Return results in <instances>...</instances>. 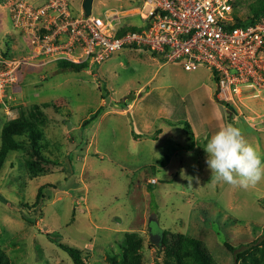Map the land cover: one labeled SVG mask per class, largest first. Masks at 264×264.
Listing matches in <instances>:
<instances>
[{"label": "rangeland", "instance_id": "1", "mask_svg": "<svg viewBox=\"0 0 264 264\" xmlns=\"http://www.w3.org/2000/svg\"><path fill=\"white\" fill-rule=\"evenodd\" d=\"M21 1L0 0V144L5 122L25 115L37 121L44 155L57 165L31 178L20 149L0 170V249L10 264H72L46 234L78 249L86 264L119 260L136 234L140 264L163 263L150 233L199 240L215 264L233 263L226 244L239 251L254 246L237 264H262L264 181L247 189L212 183L204 147L231 123L264 160V102L247 99L251 118L232 114L215 97L213 72L204 66L186 72L144 49L124 48L80 72L60 71L58 61L33 58L34 40L44 32L15 26ZM254 1L236 0L240 19ZM68 2L73 14L82 11L83 0ZM139 5L93 0L91 11L123 27L135 25L130 16ZM192 176L199 183L189 187L184 177ZM41 187L44 197L34 206Z\"/></svg>", "mask_w": 264, "mask_h": 264}, {"label": "built area", "instance_id": "2", "mask_svg": "<svg viewBox=\"0 0 264 264\" xmlns=\"http://www.w3.org/2000/svg\"><path fill=\"white\" fill-rule=\"evenodd\" d=\"M234 1L139 0L130 16L139 29L122 35L120 19L94 17L92 11L86 17L83 10L75 15L68 0H44L39 5L23 0L14 23L25 32H44L42 39L34 40L35 60L90 67L124 48H136L166 63H179L186 72L204 66L215 74L217 101L232 114L248 117L245 109L254 111L247 99L264 102V18L236 26Z\"/></svg>", "mask_w": 264, "mask_h": 264}, {"label": "trees", "instance_id": "3", "mask_svg": "<svg viewBox=\"0 0 264 264\" xmlns=\"http://www.w3.org/2000/svg\"><path fill=\"white\" fill-rule=\"evenodd\" d=\"M235 25L246 27L253 25L262 18H264V0H255L248 6V15L242 20L237 15L236 0L233 3ZM139 27L123 26L118 35H122L127 31H136ZM136 50V48H132ZM154 56V54L152 53ZM156 57V56H155ZM88 64L76 65L67 61H58L57 68L60 71H74L80 72L82 69L87 68ZM216 80V78H215ZM98 112L92 115L88 120L84 122V126L90 124L97 117ZM37 122V121H36ZM35 121L27 118L25 115H20L15 119L5 122L1 132V144H0V170L4 162L8 158L10 152L17 150H23L25 153V163L28 170V175L31 178L42 176L48 173L49 166H56L57 164L51 161L44 155L41 146V131ZM159 132V131H157ZM44 188H39L34 206L40 204L43 199ZM50 197L48 196V199ZM28 223H31L28 221ZM161 237V243L159 251L163 254V263L156 264H215L211 259L206 246L199 240L193 238H185L178 234H165ZM46 237L54 243L57 248L64 252L71 260L72 264H86L82 259V256L78 249L62 243L60 240L52 238L49 234ZM163 239V240H162ZM264 240V239H263ZM227 250L233 256V263L243 259L245 256H249V250L251 247H247L245 250H237L229 245H225ZM142 249L141 239L136 234H130L127 237V246L123 250L119 260L116 258H110V264H140V250ZM262 264H264V250L262 249ZM0 264H10V260L5 255L3 250L0 249Z\"/></svg>", "mask_w": 264, "mask_h": 264}, {"label": "clouds", "instance_id": "4", "mask_svg": "<svg viewBox=\"0 0 264 264\" xmlns=\"http://www.w3.org/2000/svg\"><path fill=\"white\" fill-rule=\"evenodd\" d=\"M205 161L211 171L212 183H224L233 188L247 189L264 181V160L256 147L250 144L240 128L227 123L206 141ZM199 183L197 176L184 177ZM157 226L153 224V229Z\"/></svg>", "mask_w": 264, "mask_h": 264}, {"label": "water", "instance_id": "5", "mask_svg": "<svg viewBox=\"0 0 264 264\" xmlns=\"http://www.w3.org/2000/svg\"><path fill=\"white\" fill-rule=\"evenodd\" d=\"M92 4H93V0H83L82 2V10L86 17L90 16L91 14ZM153 222L155 223V217H151L149 219V223H153ZM161 237L159 238L158 235H152L150 233V241L155 245H157L158 247L160 246L161 243Z\"/></svg>", "mask_w": 264, "mask_h": 264}]
</instances>
